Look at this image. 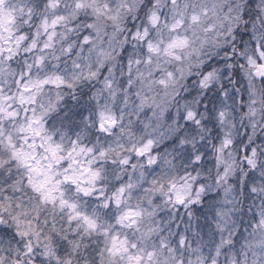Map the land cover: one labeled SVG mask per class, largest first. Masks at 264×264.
<instances>
[{
    "label": "snow or ice",
    "instance_id": "1",
    "mask_svg": "<svg viewBox=\"0 0 264 264\" xmlns=\"http://www.w3.org/2000/svg\"><path fill=\"white\" fill-rule=\"evenodd\" d=\"M0 264H264V0H0Z\"/></svg>",
    "mask_w": 264,
    "mask_h": 264
}]
</instances>
